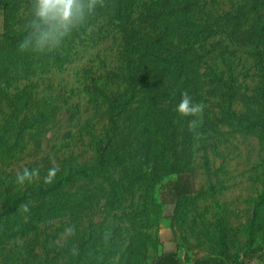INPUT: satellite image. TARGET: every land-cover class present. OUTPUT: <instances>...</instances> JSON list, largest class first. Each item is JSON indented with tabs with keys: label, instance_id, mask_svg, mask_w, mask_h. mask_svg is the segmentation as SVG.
Here are the masks:
<instances>
[{
	"label": "rangeland",
	"instance_id": "rangeland-1",
	"mask_svg": "<svg viewBox=\"0 0 264 264\" xmlns=\"http://www.w3.org/2000/svg\"><path fill=\"white\" fill-rule=\"evenodd\" d=\"M165 1L99 0L46 55L18 48L31 0L0 12V213L86 173L0 219V264L212 257L220 235L227 264H264V0H188L177 16ZM183 92L198 117L176 112ZM24 169L38 175L17 184Z\"/></svg>",
	"mask_w": 264,
	"mask_h": 264
},
{
	"label": "clouds",
	"instance_id": "clouds-1",
	"mask_svg": "<svg viewBox=\"0 0 264 264\" xmlns=\"http://www.w3.org/2000/svg\"><path fill=\"white\" fill-rule=\"evenodd\" d=\"M98 2L99 0H31L26 34L18 44L19 50L37 55L56 51L73 30L86 23L87 18L95 13ZM203 107V104L194 102L187 92H183L176 112L181 117H198ZM197 123V120H192L190 126L195 127ZM37 175L38 169H24L16 176V183L23 185L31 182ZM56 175L57 169L50 168L45 182H52Z\"/></svg>",
	"mask_w": 264,
	"mask_h": 264
},
{
	"label": "trees",
	"instance_id": "trees-1",
	"mask_svg": "<svg viewBox=\"0 0 264 264\" xmlns=\"http://www.w3.org/2000/svg\"><path fill=\"white\" fill-rule=\"evenodd\" d=\"M7 2L8 0H0V12L5 10V8L7 7ZM188 4H189L188 0H166L160 6V8L163 12H166L167 15L177 16L181 12V10L187 8ZM164 7L166 9H163ZM155 12L156 11H154L150 16V20L152 24L160 22L161 15L159 11L157 13ZM128 104H129V100L120 104L119 106L120 110L125 109ZM112 128H114L113 123H112ZM99 164H100L99 165V170H100L102 168V161H99ZM83 175H86V173H84L83 171H76L68 174L67 176L63 177L62 179L55 182L46 189H36L32 192L25 193L22 197H20L13 204H11V206H9L8 209L0 213V219L4 218L7 215V213L13 212L22 201L53 193L58 189H60L64 184L69 183L71 180H73L76 177H83ZM182 179L184 180V182H182ZM169 189H170L171 198L173 199V201L177 202V200L180 197L190 194L191 185L183 177H180L174 183L170 184ZM252 238H253V233L252 231H250L249 233L250 242L252 241ZM219 245H220L219 256L199 258L194 262V264H227L225 261L226 244L224 242V238L222 235L219 236ZM151 264H182V263L178 259L176 251H170V252H161V254L157 258H155Z\"/></svg>",
	"mask_w": 264,
	"mask_h": 264
},
{
	"label": "crops",
	"instance_id": "crops-1",
	"mask_svg": "<svg viewBox=\"0 0 264 264\" xmlns=\"http://www.w3.org/2000/svg\"><path fill=\"white\" fill-rule=\"evenodd\" d=\"M170 251H176V249H164L162 252H170ZM178 259L181 261L182 264H194V262L199 259L196 255H192L189 258L183 255H179V253L176 251Z\"/></svg>",
	"mask_w": 264,
	"mask_h": 264
},
{
	"label": "built area",
	"instance_id": "built-area-1",
	"mask_svg": "<svg viewBox=\"0 0 264 264\" xmlns=\"http://www.w3.org/2000/svg\"><path fill=\"white\" fill-rule=\"evenodd\" d=\"M252 264H257V263H252Z\"/></svg>",
	"mask_w": 264,
	"mask_h": 264
}]
</instances>
